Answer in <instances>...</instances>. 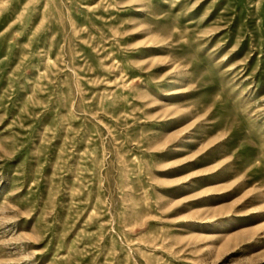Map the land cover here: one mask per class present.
<instances>
[{
  "label": "rangeland",
  "instance_id": "rangeland-1",
  "mask_svg": "<svg viewBox=\"0 0 264 264\" xmlns=\"http://www.w3.org/2000/svg\"><path fill=\"white\" fill-rule=\"evenodd\" d=\"M0 264H264V0H0Z\"/></svg>",
  "mask_w": 264,
  "mask_h": 264
}]
</instances>
